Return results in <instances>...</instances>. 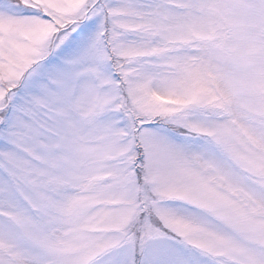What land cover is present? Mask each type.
<instances>
[{"label": "snow or ice", "instance_id": "obj_1", "mask_svg": "<svg viewBox=\"0 0 264 264\" xmlns=\"http://www.w3.org/2000/svg\"><path fill=\"white\" fill-rule=\"evenodd\" d=\"M0 264H264V0H0Z\"/></svg>", "mask_w": 264, "mask_h": 264}]
</instances>
